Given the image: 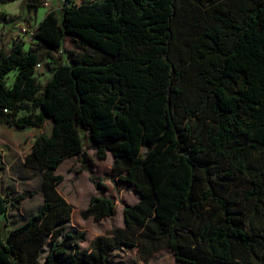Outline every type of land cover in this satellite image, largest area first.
Instances as JSON below:
<instances>
[{"label":"trees","instance_id":"16d2710c","mask_svg":"<svg viewBox=\"0 0 264 264\" xmlns=\"http://www.w3.org/2000/svg\"><path fill=\"white\" fill-rule=\"evenodd\" d=\"M69 37L103 59L68 52L63 62ZM34 40L48 57L16 42L7 52L0 35V125L54 122L24 163L43 173V205L8 234L2 221L0 264H108L138 237L165 245L178 264H264V0H97L48 13ZM45 60L52 76L40 84ZM90 150L113 156L114 176L139 201L123 208L124 229L84 249L55 171L75 157L77 173L101 188ZM240 175L251 190L236 198ZM33 195L0 189V217ZM115 214L103 196L81 212L96 221Z\"/></svg>","mask_w":264,"mask_h":264},{"label":"rangeland","instance_id":"374dc122","mask_svg":"<svg viewBox=\"0 0 264 264\" xmlns=\"http://www.w3.org/2000/svg\"><path fill=\"white\" fill-rule=\"evenodd\" d=\"M75 4H83L97 0H72ZM43 5H41L42 7ZM61 0H54L48 10L53 8L57 9L58 14H62ZM33 8L28 5L27 0H19L16 3L0 6L2 12L0 16L5 19L7 29L0 31L2 41L6 43V51L9 52L13 43H21L23 50L28 52L31 48H37L44 58L49 56L48 51L41 44L33 40L32 43L26 42L20 36V28L23 24L29 25L33 30L38 27L39 23L43 20L47 10L45 8ZM38 10V13H37ZM6 11H9V17L6 16ZM2 23V21H0ZM27 39V38H26ZM28 40V39H27ZM68 52H73V57L83 58L84 56H91L95 60H102L103 55L99 52L84 49L77 41L69 37L66 40L63 62L67 61ZM61 55L60 53H52V57ZM91 58V59H93ZM68 62V61H67ZM16 72H11L7 76V83L11 85L15 79ZM52 72L40 69L37 73L38 82L44 84L50 77ZM38 96H41L39 93ZM24 111L21 115H26ZM50 128V122L47 120L44 132L47 133ZM42 134V133H41ZM18 136V135H17ZM30 150V145L23 144L20 146L19 151H9L5 156V170L0 173V189L3 195L10 194L11 198H16L24 193H34L33 196L12 204L9 207L6 217H0V227L2 221H7V234L14 228L21 226L32 215L37 214L42 204V196L40 191L41 180L43 174L38 171L27 168L23 162L24 154ZM98 164V166H94ZM93 166L97 172L95 176L101 181L102 187L97 188L95 184L90 181V176L87 171L81 170V164L77 159L71 158L64 162L57 175L63 176L64 180L59 184L58 191L66 200L71 203L75 208L76 213L73 222L68 225V229H73L81 232H86L87 240L81 244L84 249H89L92 241L101 235H108L114 229H124L125 223L123 218V208L127 205H132L138 201V196L134 188L129 185H122L114 174L111 172L112 157L107 156L106 159L101 160L96 156L94 150L89 151L88 167L93 170ZM86 173V174H84ZM117 179V180H116ZM100 189L98 196H103L114 201L116 205V214L111 218H105L101 221H96L90 217L83 219L81 212L87 208L91 196L94 195L93 191ZM251 190L249 187L248 178L244 175L237 176V180L231 189V193L236 194V198H242L245 193ZM108 264H178L172 254L171 250L163 244L155 245L150 248L149 245L138 237L135 240V246L128 250H121L112 253Z\"/></svg>","mask_w":264,"mask_h":264},{"label":"crops","instance_id":"0c3cea01","mask_svg":"<svg viewBox=\"0 0 264 264\" xmlns=\"http://www.w3.org/2000/svg\"><path fill=\"white\" fill-rule=\"evenodd\" d=\"M18 1L19 0L15 1V2L8 3V4H3V5H0V6H7V5H10V4L16 3ZM74 5H77V4H74ZM41 8H45V7L42 6ZM37 9H39V8H37ZM45 9L47 10V12H46V15H47L49 13V10L47 8H45ZM1 12H2V10L0 9V13ZM8 12L9 11H6L5 14H6V16L9 17V13ZM37 13H38V10H37ZM1 21H2V23L0 22V31H3L5 29H7V23H4L5 19H2ZM47 120L50 122V128H49V131L47 133H45L43 131L44 128H45V125H44L43 128H39V127H35V126H30V127L24 128V129H19V128L15 127V126H9L7 124H1L0 125V157H1L0 158V162L3 163V164L5 163V156H6L7 153H9V151H13V152L15 150L19 151L21 145H23V144L25 145V144L28 143L30 145V150L24 154L23 162L25 163V159H26L27 155L30 154L32 152V150H33V146H34V143H35L36 138L41 133H45L47 135H51L52 134L53 127H54V122H53V120L50 117H47L46 118V121H45V124L47 123ZM108 155H110L112 157L111 172L113 173V162H114V158H113V156L111 154H108ZM94 166H98V164H94ZM94 166H93V171L94 172H97L96 171V168ZM59 168L55 171V174L59 170ZM84 174H86V173H84ZM42 182H43V176H42L41 186H40V190H39L40 191L39 193H41V196H42V204L40 205L39 210L42 207L43 201H44V195H43V190H42ZM121 184L122 185H126L127 183L121 182ZM127 185L132 186L130 184H127ZM58 186L59 185H57V191H58ZM99 190L100 189H97V191L94 190L93 191V193H94L93 196H98V194H96V193H100ZM93 196H91V198ZM138 201H139V199H138ZM138 201H136L132 205L137 204ZM70 205H71V203H70ZM72 208H73V214H72V220H71V222H73V218H74L75 213H76L75 208L73 206H72Z\"/></svg>","mask_w":264,"mask_h":264},{"label":"built area","instance_id":"2783aa9c","mask_svg":"<svg viewBox=\"0 0 264 264\" xmlns=\"http://www.w3.org/2000/svg\"><path fill=\"white\" fill-rule=\"evenodd\" d=\"M53 3H54V0H42V5H43V7H45V8H49L51 5H53ZM75 3H74V1H72V0H61V10H64V9H66V8H68V7H71V6H73ZM78 5V4H77ZM53 11H57V9L56 8H53V9H51L50 11H49V13L50 12H53ZM37 28L38 27H35V29H31L30 27H29V25H26V24H23L22 26H21V28H20V36H21V38L24 40V38H25V40L24 41H26V42H30V43H32L33 42V40H34V37H35V35H36V33H37ZM59 53L61 54L62 53V51H59ZM50 67H52V61L51 60H45L44 62H42V63H39V64H37L36 65V72L38 73V71H40V69H46L47 70V72L49 71V69H50Z\"/></svg>","mask_w":264,"mask_h":264}]
</instances>
